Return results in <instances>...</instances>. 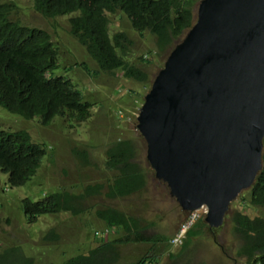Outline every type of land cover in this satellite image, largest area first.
<instances>
[{"label": "trees", "instance_id": "16d2710c", "mask_svg": "<svg viewBox=\"0 0 264 264\" xmlns=\"http://www.w3.org/2000/svg\"><path fill=\"white\" fill-rule=\"evenodd\" d=\"M200 0H32L35 13L55 20L68 18L70 37L86 50L100 72L112 75L123 71L127 79L148 86L150 73L129 60L134 41L123 32L113 34L110 16L128 19L132 28L145 37L148 33L157 39L159 53L179 43L187 31L196 24L195 9ZM17 11L14 2H0V108L24 120L49 127L57 117H68L75 125L86 123L93 117L95 104L86 101L81 86L73 78L54 76L61 65L60 49L45 30L23 26L12 19ZM141 60H146L142 57ZM73 63H78L71 65ZM65 69L82 68L91 73L89 65L74 58ZM81 63V64H80ZM75 128L74 125L71 126ZM47 149L31 140L27 130L0 128V171L8 175L12 189L26 185L37 175ZM80 160L90 163L87 150H75ZM138 146L133 140L119 139L107 149L106 167L115 174L107 183L91 184L80 195L58 192L46 195L39 202L22 200L24 216L29 225L37 223L46 214L70 212L81 215L82 201L104 195L109 200L123 199L146 191L148 174L138 162ZM263 167L248 191L249 204L242 210L230 205L226 222L230 221L233 234L239 240L236 258L247 264H264V149ZM83 206V205H82ZM105 228L123 233L109 241L96 239L90 248L65 259L61 264H119L122 259L121 245L148 243L154 246L164 241V236L146 234L142 221L118 208L103 207L96 211ZM226 225V223H225ZM224 225V226H225ZM223 226V227H224ZM221 228V230L223 229ZM210 229L201 218L188 231L180 251L170 254L171 264H206L197 261L191 242ZM45 239L58 241L54 228ZM28 254V252H27ZM159 257H145L142 264H161ZM34 257L26 255L22 245L0 249V264H35Z\"/></svg>", "mask_w": 264, "mask_h": 264}, {"label": "rangeland", "instance_id": "374dc122", "mask_svg": "<svg viewBox=\"0 0 264 264\" xmlns=\"http://www.w3.org/2000/svg\"><path fill=\"white\" fill-rule=\"evenodd\" d=\"M0 2L17 4V11L12 16L14 21H20L23 26L43 29L52 36L62 55V61H59L61 67L54 71V76L73 78L80 84L86 101L95 104L93 117L86 123L75 125L68 117H57L46 128L0 108V128L27 130L33 143L47 149L37 175L21 188L12 189L8 184V175L0 171V249L22 245L26 255L35 258V264H61L71 256L86 252L99 233L102 241L113 240L123 234L117 229L106 230L96 215L100 208L113 207L139 218L146 234L164 236V241L155 246L151 242L121 245L122 259L119 264H142L145 257L152 256L159 257L161 264H171L170 254H177L183 245H172L171 239L179 235L178 230L186 220L188 211L182 209L171 197L166 184L157 178L148 159L147 141L139 131L137 117L152 89L153 80L145 86L127 79L121 70L113 75L100 72L86 50L70 37L68 18L45 19L34 12L32 0ZM110 22L113 34L123 32L134 41L129 60L155 78L167 60L170 49L159 53L154 35L148 33L145 37L141 36L128 19L118 14L110 16ZM142 57L147 61L141 60ZM74 58L89 65L91 73L80 67L67 71L65 65L73 63ZM119 139L133 140L138 146V162L147 171L149 179L146 191L117 200L100 195L82 201L83 206L80 207L84 208V213L81 215L70 212L46 214L40 216L37 223L28 224L22 200L39 202L46 195L58 192L80 195L91 184L109 182L115 173L105 165L107 149ZM77 149L87 150L91 162L80 160L75 154ZM249 200L248 193L239 196L234 201V210H242ZM257 212L264 214L263 209ZM230 224L227 221L222 230V227L217 228L214 234L205 231L194 238L191 247L195 249L197 261L206 264H247L245 260L236 258L239 240ZM54 228L59 240H46L45 236Z\"/></svg>", "mask_w": 264, "mask_h": 264}, {"label": "water", "instance_id": "95a60500", "mask_svg": "<svg viewBox=\"0 0 264 264\" xmlns=\"http://www.w3.org/2000/svg\"><path fill=\"white\" fill-rule=\"evenodd\" d=\"M138 121L171 197L223 227L263 167L264 0H201Z\"/></svg>", "mask_w": 264, "mask_h": 264}, {"label": "built area", "instance_id": "2783aa9c", "mask_svg": "<svg viewBox=\"0 0 264 264\" xmlns=\"http://www.w3.org/2000/svg\"><path fill=\"white\" fill-rule=\"evenodd\" d=\"M201 212L199 211H194V212H190L186 218V220L182 223V225L180 226L178 232L179 235L177 236V238H175V236H173L172 238V245H174L175 243L179 244H183L184 240L187 237L188 231L194 226L195 223H197L200 219H201Z\"/></svg>", "mask_w": 264, "mask_h": 264}, {"label": "clouds", "instance_id": "9594fccd", "mask_svg": "<svg viewBox=\"0 0 264 264\" xmlns=\"http://www.w3.org/2000/svg\"><path fill=\"white\" fill-rule=\"evenodd\" d=\"M200 1H201V0H200ZM200 1H199V3H200ZM199 3H198V5H197V7H196L197 12H198V6H199ZM196 9H195V14H196ZM196 22H197V14H196ZM188 32H189V31H187V33H188ZM187 33L184 35L183 38L186 37ZM181 41H182V40H181ZM181 41H180V42H181ZM177 44H178V43H177ZM173 48H174V47H173ZM171 51H172V50H171ZM170 53H171V52H170ZM170 53L168 54V56L170 55ZM164 65H165V63H164ZM164 65H163V67H164ZM163 67H162V68H163ZM162 68H161V69H162ZM156 77H157V75H156ZM156 77H155V79H154V81H153L152 89H153L154 83H155V81H156ZM149 88H150V87H149ZM152 89H151V91H152ZM151 91H150V93H151ZM150 93H149V94H150ZM149 94H148V95H149ZM148 95H147V96H148ZM147 96H146V97H147ZM145 104H146V98H145ZM145 104H144V106H145ZM144 106H143V108H144ZM143 108H142V110H143ZM142 110H141V112H142ZM140 115H141V113H140ZM138 117H139V116H138ZM138 117H137V118H138ZM58 118H61V117H58ZM53 122H54V121H53ZM138 122H139V121H138ZM139 125H140V123H139ZM139 131H140V129H139ZM140 133H141V132H140ZM141 134H142V133H141ZM142 136H143V135H142ZM143 137H144V136H143ZM144 138H145V137H144ZM145 139H146V138H145ZM146 141H147V140H146ZM147 144H148V142H147ZM148 147H149V144H148ZM263 149H264V148H263ZM262 154H263V153H262ZM137 156H138V155H137ZM261 170H262V169H261ZM255 179H256V178H255ZM254 182H255V181H254ZM252 185H253V184H252ZM249 189H250V188H249ZM249 189L243 190L242 193L245 192V191H248ZM242 193H241V194H242ZM241 194H240V195H241ZM240 195H239V196H240ZM86 211H87V210H86ZM187 213L189 214L190 212H187ZM96 215H97V214H96ZM202 216H204L203 219L205 220V214H201V217H202ZM186 218H187V217H186ZM106 230H108V231L110 232L112 229H111V228H106ZM98 233H99V232H98ZM98 233H97V236H98ZM102 238H103V237H102ZM102 238H101V234L99 233V237L96 238V239H102ZM172 238H173V237H172ZM95 241H96V240H95ZM171 241H172V239H171Z\"/></svg>", "mask_w": 264, "mask_h": 264}]
</instances>
